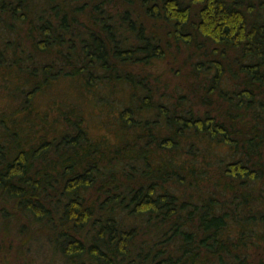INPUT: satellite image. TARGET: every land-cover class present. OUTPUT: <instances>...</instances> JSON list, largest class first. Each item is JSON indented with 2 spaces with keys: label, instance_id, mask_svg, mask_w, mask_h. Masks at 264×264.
I'll return each mask as SVG.
<instances>
[{
  "label": "trees",
  "instance_id": "obj_1",
  "mask_svg": "<svg viewBox=\"0 0 264 264\" xmlns=\"http://www.w3.org/2000/svg\"><path fill=\"white\" fill-rule=\"evenodd\" d=\"M40 256L264 264V0H0V262Z\"/></svg>",
  "mask_w": 264,
  "mask_h": 264
},
{
  "label": "rangeland",
  "instance_id": "obj_2",
  "mask_svg": "<svg viewBox=\"0 0 264 264\" xmlns=\"http://www.w3.org/2000/svg\"><path fill=\"white\" fill-rule=\"evenodd\" d=\"M76 81L77 79L75 80L74 78H66V79L58 80L49 87L50 90L43 97L44 99L43 102L39 104H43L46 106L48 103L47 101H56V103L58 104L68 105V103L77 102L79 100V95L81 94V96L84 98L82 99L81 104H84L83 106L85 108V116L89 118V123L93 129V132L95 134H98L99 132L107 131V128L103 126L102 118L100 117V115L104 116L103 109L106 110L107 108L103 107V104L105 106L107 102L106 98L109 97L110 92L103 91L104 89H102L99 93H97L98 94L97 96L94 94V96L90 97L87 96L88 91L83 86L85 93V95H83L82 93H80L79 89L77 88ZM111 110H115V108H112ZM97 113L99 114V116L97 115ZM51 114L55 116L57 115V112H51ZM105 117L106 115L104 116V118ZM5 257L8 258L9 260L12 259V257L9 255H5ZM38 260L39 263L41 262L43 264H49V261L46 260V257L44 256H40V258L36 260L37 264H38ZM0 264L2 263L0 262Z\"/></svg>",
  "mask_w": 264,
  "mask_h": 264
}]
</instances>
